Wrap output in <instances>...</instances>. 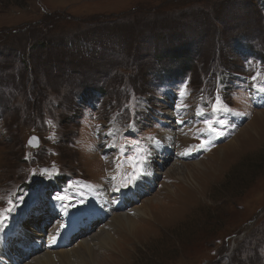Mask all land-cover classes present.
I'll use <instances>...</instances> for the list:
<instances>
[{
	"label": "rangeland",
	"instance_id": "rangeland-1",
	"mask_svg": "<svg viewBox=\"0 0 264 264\" xmlns=\"http://www.w3.org/2000/svg\"><path fill=\"white\" fill-rule=\"evenodd\" d=\"M261 88L264 0H0V233L56 232L55 204L92 216L69 248L116 235L87 264H264Z\"/></svg>",
	"mask_w": 264,
	"mask_h": 264
},
{
	"label": "bare ground",
	"instance_id": "bare-ground-1",
	"mask_svg": "<svg viewBox=\"0 0 264 264\" xmlns=\"http://www.w3.org/2000/svg\"><path fill=\"white\" fill-rule=\"evenodd\" d=\"M217 148H219V146L216 147V149ZM226 148L230 149L231 152H235L234 141L230 140ZM210 156H214V154L212 153ZM191 166L192 169H187L185 175L187 174L193 176V173L197 171L198 167L201 166V163L192 162ZM144 170H146L149 173V175L143 177V180L137 184V188L140 187V185L142 186L144 180H148L149 178H151L152 172H155L154 168H150V167H145ZM178 170L179 168L177 169V171ZM178 177L182 178L180 173H178ZM165 188L170 189L168 185H166ZM122 201L123 200L120 199L118 200V203L122 204ZM149 201H146V203H148ZM158 203L161 206L160 208L162 207L165 208L163 205L164 203L161 204L162 201L155 200V204L159 205ZM53 212H56V210H53L52 213ZM135 212L137 213L139 212V214H141V220L142 222L145 223V225L146 224L151 225L154 222L153 220L155 217L152 214V210L146 208L145 204L139 209L136 208ZM20 218H18L19 220L16 221L12 233L10 232L8 233L7 231H4L0 235V264H87L88 258H92L93 255L92 253L93 250L91 248L92 239H94L93 237L99 239L97 240L98 242L96 244L101 243L106 247H108L109 244L116 239L115 234L102 230L100 231L101 235L98 236L96 234L91 235L88 238L84 239L83 241L79 242L77 246L75 245L74 247H76V249L75 248L71 249L69 247L74 244L73 239L75 235V232H73L71 213L68 212L65 215V223L56 232L53 233L47 232V234H42V230H43L42 229L41 231H37L34 234L33 239L30 238L33 235V233L29 232L27 228H24L25 225L23 223L24 221L21 220ZM88 218L90 217H86L84 219L86 220ZM112 218H113L112 221L114 220V222L117 223L118 226L121 227V229H122V225H125V223L127 224L126 226L129 229H131L132 226L134 227L135 221L131 222L132 217L130 218L126 216V214L123 213L115 214ZM140 229L143 230L144 228L141 227ZM11 236L16 238L15 242L12 241L13 237ZM33 242L39 243L40 248L36 250L34 248H31V246L29 245L32 244ZM61 243H63L62 247H58V245ZM10 248H12L11 252L9 251ZM12 253H14L13 256L11 255ZM27 257H29V259H27Z\"/></svg>",
	"mask_w": 264,
	"mask_h": 264
},
{
	"label": "snow or ice",
	"instance_id": "snow-or-ice-1",
	"mask_svg": "<svg viewBox=\"0 0 264 264\" xmlns=\"http://www.w3.org/2000/svg\"><path fill=\"white\" fill-rule=\"evenodd\" d=\"M253 79H255V77H253ZM260 90L264 91V88H261ZM218 105H219V99H217V102L213 104V111L214 112L225 110V109H221ZM197 114L202 115V113H197ZM176 122L178 124H183L184 123V121H182V120H177ZM48 123H51V121H48ZM205 123L208 125V128H209L210 131H212L214 133L222 134V133H219L218 130L216 128H214L209 121H205ZM132 127H133L132 125L129 126L130 130L132 129ZM108 135H111V132L108 133ZM38 139L39 138L35 137V136L30 137V139L28 141V144L32 145V146H35V145H33V141H38ZM134 143L138 144L139 141H135ZM207 143H208L207 141L201 140L199 148H204L207 145ZM155 146L157 148H159L162 145L159 143V141H157ZM146 163H147V158L145 157V158H143L141 164L136 167L135 172L129 177L127 183H124V184L120 185V187L117 188L116 191H121V189L131 188V187L135 186L137 184V182L140 181L143 177L149 175V173L146 170H144V167H143V165L146 164ZM43 171L45 173H47L48 169H44ZM55 199L57 201H62L64 199V197L56 196ZM81 203H83V201H81ZM6 211L7 212H11L12 209H6Z\"/></svg>",
	"mask_w": 264,
	"mask_h": 264
},
{
	"label": "water",
	"instance_id": "water-1",
	"mask_svg": "<svg viewBox=\"0 0 264 264\" xmlns=\"http://www.w3.org/2000/svg\"><path fill=\"white\" fill-rule=\"evenodd\" d=\"M33 136H35L34 134H30V136H29V138H28V141H29V139H30V137H33ZM36 137V136H35ZM28 141H27V143H28ZM29 145V144H28ZM33 145H35V146H32V145H30L31 147H33V148H35L37 145H38V141H33ZM44 169H47V168H43V170Z\"/></svg>",
	"mask_w": 264,
	"mask_h": 264
},
{
	"label": "trees",
	"instance_id": "trees-1",
	"mask_svg": "<svg viewBox=\"0 0 264 264\" xmlns=\"http://www.w3.org/2000/svg\"><path fill=\"white\" fill-rule=\"evenodd\" d=\"M185 61H187V60H185ZM185 61H182V62H185ZM88 93V92H87Z\"/></svg>",
	"mask_w": 264,
	"mask_h": 264
}]
</instances>
